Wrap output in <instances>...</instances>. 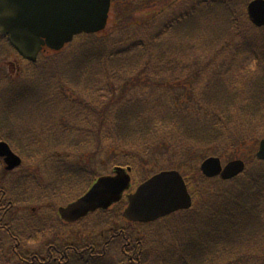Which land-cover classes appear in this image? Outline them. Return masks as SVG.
Instances as JSON below:
<instances>
[{
    "label": "rangeland",
    "instance_id": "1",
    "mask_svg": "<svg viewBox=\"0 0 264 264\" xmlns=\"http://www.w3.org/2000/svg\"><path fill=\"white\" fill-rule=\"evenodd\" d=\"M214 1L232 2L231 14L236 15L239 24L223 22L219 6L218 10H195L197 14L188 23L191 27L180 21L171 29L169 20L186 13L188 8H196L197 0H154L141 9L135 7L142 0L112 1L107 26L96 34L105 43L102 56L95 55L97 63L85 61L96 60L88 58V52L93 50L89 45H72L58 55L47 51L36 63H28L0 36V140L6 141L24 160L17 167L22 168L21 172L15 168L0 178V190L6 193V200L13 202L0 223V264H35L26 263L34 257L37 264H185L182 251L197 234L199 250L195 258L191 256V264H264V202L258 220L245 230L234 232L220 227L222 233L216 240L207 233L208 216L210 220L239 217L237 205L231 206L232 203L240 207L243 199L249 201L250 190L259 189L251 188L243 177L249 175L258 184L264 183V164L255 162L259 142L264 139V96L256 103L254 99L255 93H264V84L258 83V79L264 78V71L251 56L254 53L264 57V28H256L248 19L247 6L252 0ZM153 16L159 18L157 23H153ZM122 34L129 37L122 39ZM108 39L115 42L114 46ZM112 52L138 63L139 70L146 61L156 63L161 82L167 85L152 83L147 90L141 86L133 89L134 86L123 87L114 80L115 88L110 85L113 91L107 95ZM203 69L218 76L214 93L209 92L213 86H204L205 74L197 81L196 75ZM88 90L94 93L95 100L86 97ZM206 91L215 96L214 102L207 105L208 111L212 106L217 109L203 115L197 101L201 92ZM226 93L230 94L228 104ZM136 94L144 103L143 114L129 120L131 133L126 140L117 141L116 133H107L113 121L111 109L121 101L134 99L130 96ZM157 102L163 106L154 105L149 112L148 104ZM254 104L263 110L261 115L249 112ZM157 113L164 115L156 117ZM167 114H173L175 125L166 135L172 137L178 132L182 136L179 125L194 127L200 122L206 128L214 127L216 134L211 142L199 137H192L188 141L192 143L178 142L176 153L163 149L167 151L146 154L145 148H152L150 144L157 143L165 132L162 119ZM151 117H155L153 122ZM147 125L151 126L150 131H141ZM238 144L241 146L237 147ZM206 147H212L206 154L219 157L223 164L233 156L244 161L247 173L228 184L216 178L204 180L200 165ZM131 148L140 168L133 174L136 184L130 190L158 173L157 163L163 166L159 172L177 170L170 166L175 163L182 166V176L190 175L186 177L196 201L193 208L144 226L122 218L124 203L70 226L55 218V210L86 194L96 179L113 175V165L125 164L124 158L131 156ZM22 181L28 183L26 199L18 201L25 198L18 194V190L24 191ZM202 191L206 192L204 196ZM216 192L220 196L214 201L210 196ZM204 202L207 205L201 206ZM221 207L227 209L226 213ZM39 229L41 234L36 233ZM120 229L123 232L117 236L120 231L115 232ZM128 242L133 247L123 249ZM51 247L62 255H50Z\"/></svg>",
    "mask_w": 264,
    "mask_h": 264
},
{
    "label": "water",
    "instance_id": "2",
    "mask_svg": "<svg viewBox=\"0 0 264 264\" xmlns=\"http://www.w3.org/2000/svg\"><path fill=\"white\" fill-rule=\"evenodd\" d=\"M111 0H0V33L8 35L13 47L26 59L35 62L46 47L62 50L75 36L96 34L108 22ZM250 21L264 27V1L247 7ZM0 148L5 154L7 146ZM6 150V151H5ZM264 160V141L257 154ZM6 161L11 170L20 163L8 150ZM245 169L242 161L229 163L222 169L217 158L206 160L201 167L208 177L220 175L229 180ZM130 187L125 170L118 168L116 176L100 178L91 190L77 202L61 209L62 218L75 222L98 209H109L118 203ZM129 207L124 217L133 222L150 223L191 207L185 181L176 171L162 172L145 182L129 196Z\"/></svg>",
    "mask_w": 264,
    "mask_h": 264
},
{
    "label": "trees",
    "instance_id": "3",
    "mask_svg": "<svg viewBox=\"0 0 264 264\" xmlns=\"http://www.w3.org/2000/svg\"><path fill=\"white\" fill-rule=\"evenodd\" d=\"M115 1H119V0H115ZM122 1L123 2H129L130 0H122ZM138 1L140 2V0H138ZM153 1L154 0H142V3L140 2L139 4H136L137 6L136 5H134V6H136L135 7L136 9H141L142 7L143 8L146 7V5H150ZM178 2L180 3V1H178ZM197 2L199 5L196 8H188L189 10L186 13H183V14L181 13L180 16H176L175 18L169 20L170 24H172L170 28L173 29V26L177 23H180V21H186L187 26L191 27L190 25H188V23H192L195 14H197V13H195V10H197L198 12H201L206 7H209V8L214 7L215 10H218L216 8H218L219 6L222 7L221 20L223 22H228L229 25L239 24L237 21L236 15L234 13L231 14V5H234L232 2L228 3L226 1H224V2H218L217 3V1H214V0H212V1L208 0L206 2H203V0H197ZM124 15L126 18H129L128 17L129 15H127V13H125ZM157 19H159V18H157ZM157 19L155 18V16H153V19H152L153 23H157L158 22ZM252 27L253 26L251 25V28ZM171 29H169V31ZM254 29L256 30V28H254ZM225 30L227 32L229 31L228 28ZM169 31H168V33H169ZM121 32H122V30H121ZM219 33L223 34L221 31H219ZM122 35H123V36H121L122 39L129 37V36H126L124 34H122ZM112 37H115V36L113 35ZM77 40H79V42H77V44H75V43L72 44L73 46H77V48H82L85 45H89V46L93 47V50H91L90 53L88 52V58L89 59H96L95 55L102 56V49L101 48L103 46H105V43L103 41H99V39L96 37V35H94V36H81ZM231 40H232V37H231ZM107 41L108 42L111 41L112 42L111 46H114L115 42L113 40L108 39ZM72 45H70L69 47L73 48ZM100 49H101V51H100ZM98 51L100 52V55H99ZM121 52H122V50L119 51V53H121ZM58 54H59V52L56 53V55H58ZM260 54L262 55V53H260ZM251 56L253 57V59L255 57V61L257 60L256 62L259 65V69L264 71V57L258 56L257 54H254V53H252ZM85 61L86 62H93V63L99 62V60H97V59L94 61H91V60L87 61L85 59ZM157 62L159 63V60ZM137 64L138 63L129 62L126 58H119L117 53L112 52V54L110 55V61H109V68L111 71L110 84H108V82H107V86H106L107 95H110L111 91H113L112 87L115 88V86L113 84L114 80L118 84L121 83V85L123 87L134 86L133 89H135L138 86H141V88L147 90V88H150V84H152V83H155L156 85H163V86L167 85V84H165L166 83L165 81L161 82V76L159 75V72L157 71V68L159 67V65H157L156 63L152 65L151 63L146 61L144 63L143 69L139 70L140 68L137 67ZM116 72H119L120 75L116 76V74H115ZM202 73L205 74V77H204L205 85L204 86L208 87V88H211L213 86L212 89L209 90V92L211 91V93H212L213 88L217 86L218 80L216 81L215 79H217L218 76H214L212 74V70H210V73H209L207 69H203L201 72H198V74L196 75L197 81L201 80V77H202L201 74ZM159 81H160V83H158ZM258 83H259V85L262 86L264 84V78L261 77L260 79H258ZM119 87H121V86H118L117 88H119ZM88 91L91 95L87 93L86 97L89 98V96H92L95 100L94 93L91 90H88ZM193 91H194V89H193ZM207 92L208 91L201 92V95L199 96L200 98L197 101V104L202 106L201 109L203 110V115L210 114L211 110L217 109L216 106H212L210 111H208L207 105L209 102H214L215 96H211L210 93H207ZM123 94L125 95L124 92H123ZM254 95H255L254 99H255V103H256L257 101L260 100V98L262 96H264V93L262 91H260V92L255 93ZM229 96H230L229 93H226L224 95L225 101L227 102L226 104H228V101L230 99ZM130 98H134V99L128 100L125 102L121 101V102L117 103L116 105H114L113 108L111 109L110 116H112L113 121L109 123V130H107V133L109 136H113V133H116L117 136H116L115 140H117V141L126 140L129 136V134L131 133V129L127 126V124L129 123V120L134 119L139 114H143L142 112L144 109V103L142 102V100H139L138 95L137 94L132 95V96H130ZM122 99L123 98H120V100H122ZM154 105H156L158 107L163 106L161 103H158V102L153 104V105L148 104L149 112L151 110H153ZM201 109H200V112H201ZM177 110H180V108L174 109V113ZM249 110H250L249 112H252L256 115H261V113L263 112V110L260 109V106H258L256 104H254L252 107H250ZM173 114H167V117H164L162 119V121L164 122V127H166L164 129L165 132H163L161 134L157 143L150 144L152 148H147V149L145 148L146 154H152V153L155 154L159 150H161V151L169 150L171 152L176 153L177 152L176 151V149H177L176 144L178 142H181V141L187 143L192 137H195V139H196V137L203 138L205 141L208 140L210 142L213 140V138L216 134V129L214 127L206 128L205 126H201V122L195 124L194 127H192L190 124H188L186 127L179 125L181 130H182V136L178 135L179 134L178 132L176 133V135L174 134L172 137H171V135H166L167 134L166 131L170 130L175 125L173 118L171 117V115H173ZM200 114H202V113H200ZM163 115H164V113H157L155 116L160 117ZM150 116H151V114H150ZM154 118L155 117H151L152 122H153ZM117 120L120 123H118ZM236 126H239V125L237 124ZM141 129H142L141 131H143V132H149L151 129V126L147 125L145 127H142ZM176 137H178V141L176 140ZM242 137H243V135H241L238 139H240ZM200 140L203 141L202 139H200ZM231 141H233V140H231ZM192 142L193 141H190L188 143H192ZM236 146L237 147L241 146V144H238ZM211 148L212 147H206L204 149V151L202 152L201 157L205 159V157L207 158V157L211 156V155L208 156L206 154L207 152L210 151ZM163 149H167V150H163ZM130 153H131L130 157H127L124 154V156H126L124 158L125 164L116 163L113 166H121V167H125V168L130 167V168H132V170L137 171V169L140 168V166L138 165L137 158L134 155L135 152L132 149V151ZM220 154H222V153H220ZM227 158H229V157H226V159ZM231 158H229L228 161L235 160L234 156ZM255 162H257V161L255 160ZM257 163L260 164V162H257ZM156 165H157L156 168L158 169V172H159L163 166L159 167L158 163ZM175 165H177L178 167H174ZM170 166L173 169H177V170L181 171L180 168L182 166L179 167L178 164L170 163ZM263 167H264V165L261 166L262 170H264ZM198 172H199V170H198ZM197 174L199 175V173H197ZM192 177L194 180H196V177L194 175H192ZM201 178H203L204 180H207L203 176ZM243 178L248 180L251 188H255L258 186L259 189L256 192H251L252 190H250L249 197L247 198V199H249V201L244 202L245 199H243L241 201L243 203L240 205V207H238V203H232L231 206L237 205V209H238L239 215H240L239 217H235L234 219H231V218L228 219L227 217L215 219V217H214L213 219L210 220L209 216H208V220L206 221V226L208 227L207 233H209L208 235L213 240L219 239V236H221L222 232L220 230V227H222L223 230L226 229L227 231L231 230V229L234 232L243 231V230H245V228L249 227V225L252 223V221H254L256 219L258 220V214L260 212L262 202H264V194H263L264 193L263 192L264 191V183L258 184L255 181V177H251L249 175L246 177H243ZM234 180H236V179H234ZM234 180L228 181L226 183L227 184L232 183V182H234ZM202 192H203V196H204V194H206V192L205 193H204V191H202ZM200 194H201V192H200ZM219 196H220L219 192H216L214 196H210V197H213V200L215 201V200H217V198ZM210 197H207V198H210ZM252 203L254 205H252ZM250 204L252 205V207L248 208V206ZM202 205L206 206L207 204L204 202V203H201V206ZM231 206H229V208ZM221 211H225V213H226L227 209H224V207H221ZM246 211L248 212V215L244 214V212H246ZM254 211H258L257 214ZM256 222L252 226H255ZM136 226H144V225H136ZM199 235L200 234H197L195 239L191 238L190 244H188L186 246V249L184 248V250L182 251V254L184 256L183 261L185 264H191L192 263L191 256L195 258V254L199 250V246H198Z\"/></svg>",
    "mask_w": 264,
    "mask_h": 264
},
{
    "label": "flooded vegetation",
    "instance_id": "4",
    "mask_svg": "<svg viewBox=\"0 0 264 264\" xmlns=\"http://www.w3.org/2000/svg\"><path fill=\"white\" fill-rule=\"evenodd\" d=\"M11 65V64H10ZM0 142H6V141H3V140H0ZM18 170L17 171H19V172H21L22 171V168H17ZM12 171V170H11ZM10 172V170H8L7 168H6V164H5V159L3 158V157H1L0 156V178L1 177H5V175L7 174V173H9ZM17 178H19V179H21V177H19V176H17ZM23 182V186H24V191L23 192H19V190H18V194L21 196V195H23L24 194V196H25V198H21L20 200H18V201H23V200H25L26 199V188H27V185H28V183L26 182V181H22ZM0 184H1V182H0ZM22 197V196H21ZM10 200H12V199H10ZM10 200H6V193L4 192V190L2 191V190H0V223H2V222H4V219H5V217L8 215V213H9V207H11V205H12V203L13 202H10ZM6 202H8V203H6ZM71 203V202H70ZM69 204V203H68ZM45 208H47V206H45ZM33 211L35 212V208H33ZM57 220H59V219H57ZM60 221V220H59ZM81 222V221H80ZM79 222V223H80ZM65 225H69V224H67V223H65V222H63ZM3 224H6V223H3ZM26 225H28V224H26ZM114 230V229H113ZM120 231V232H119ZM43 231H41L40 229L39 230H36V233H42ZM117 232H119L118 233V235L117 236H120L121 235V233L123 232H121V229L120 230H117L115 233H117ZM114 233V231H112V233L111 234H113ZM37 235V234H36ZM11 236H13L15 239L17 238L16 236H14V235H11ZM32 236H33V234H32ZM122 238H124L123 236H122ZM19 242V241H18ZM133 247V244L131 243V242H128V244H126V245H124V248L123 249H127L128 247ZM128 251V250H127ZM48 253L50 254V255H52V256H55V255H62L61 253L62 252H60L57 248H54V247H51V248H49L48 249ZM65 258V257H64ZM32 260V262L31 263H33V262H35V264H37L36 262H37V257H34L33 259H31ZM44 261V260H43Z\"/></svg>",
    "mask_w": 264,
    "mask_h": 264
}]
</instances>
